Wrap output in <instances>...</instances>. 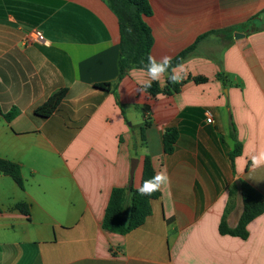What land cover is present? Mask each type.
Instances as JSON below:
<instances>
[{
  "label": "crops",
  "instance_id": "crops-1",
  "mask_svg": "<svg viewBox=\"0 0 264 264\" xmlns=\"http://www.w3.org/2000/svg\"><path fill=\"white\" fill-rule=\"evenodd\" d=\"M149 1L157 61L207 33L169 95L144 88V69L119 76L117 20L102 0H0V158L18 163L24 180L20 188L0 172V264H264V211L246 238L218 230L222 216L238 222L241 179L264 195V165H252L264 151V0ZM32 29L45 41H26ZM60 88L59 106L35 114ZM232 127L242 146L233 161ZM146 154L169 186L140 226L104 229L111 189L128 185L132 157L137 187ZM17 202L29 204L28 217Z\"/></svg>",
  "mask_w": 264,
  "mask_h": 264
},
{
  "label": "trees",
  "instance_id": "trees-1",
  "mask_svg": "<svg viewBox=\"0 0 264 264\" xmlns=\"http://www.w3.org/2000/svg\"><path fill=\"white\" fill-rule=\"evenodd\" d=\"M115 15L119 31V76L121 77L132 68L147 69L148 57L150 55L153 44V35L146 21V18L152 13V6L149 0H102ZM207 33L200 34L188 46L181 49L173 57L171 64L175 67L181 64L183 60L195 49L198 41L205 37ZM231 36V33L228 35ZM170 74V72H169ZM165 84L161 87L157 81H152L151 87L146 90L151 95L158 93L172 94L177 92L181 86L179 83H171L168 75ZM221 76V74H219ZM190 77V76H189ZM195 81L204 80L201 76L193 77ZM102 85L108 86L109 83ZM66 88H60L50 95L44 102L38 105L35 114L46 117L50 115L65 97ZM16 108H11L2 116L6 120H10L17 114ZM148 126V122L139 128L140 138L144 141V131ZM178 129L174 126L165 128L162 134V142L164 151L171 153L177 138ZM231 136L235 141L234 148L229 152V158L233 161L234 157L241 152V142L237 139L235 128L231 129ZM143 144H145L143 142ZM0 172L10 176L20 187H24V180L21 175L18 163L0 158ZM155 176L153 165L149 155H145L141 159V178L137 187L131 186L113 187L104 210L102 219V227L108 231L124 234L130 230L140 226L146 217L151 213V201L160 195V191L155 192L151 196L140 195L139 187L147 180H151ZM240 192L242 197L243 209L239 216L238 222L234 227H229L224 216H222L218 230L221 234H230L241 238L247 237V224L256 216L264 211V195L260 193L247 181L240 180ZM233 190H230V194ZM14 208L18 209L27 217L30 214L29 204L26 202H17Z\"/></svg>",
  "mask_w": 264,
  "mask_h": 264
},
{
  "label": "clouds",
  "instance_id": "clouds-1",
  "mask_svg": "<svg viewBox=\"0 0 264 264\" xmlns=\"http://www.w3.org/2000/svg\"><path fill=\"white\" fill-rule=\"evenodd\" d=\"M183 72V65H176L175 67L171 64L170 56H163L159 61L154 57H148V66L146 69V75L148 80L145 83L144 88H150L152 81H161L166 74L168 75V80L175 84L179 83L182 77L178 74V70ZM253 167H260L264 165V151H260L258 154L252 156ZM170 184V178L166 172L157 173L151 180H147L139 187L138 192L140 195L151 196L157 191L168 187Z\"/></svg>",
  "mask_w": 264,
  "mask_h": 264
},
{
  "label": "built area",
  "instance_id": "built-area-1",
  "mask_svg": "<svg viewBox=\"0 0 264 264\" xmlns=\"http://www.w3.org/2000/svg\"><path fill=\"white\" fill-rule=\"evenodd\" d=\"M40 41V42H44V36L42 34V32L39 29H32L27 37H26V41ZM206 122H212V114L210 112V110H206Z\"/></svg>",
  "mask_w": 264,
  "mask_h": 264
},
{
  "label": "water",
  "instance_id": "water-1",
  "mask_svg": "<svg viewBox=\"0 0 264 264\" xmlns=\"http://www.w3.org/2000/svg\"><path fill=\"white\" fill-rule=\"evenodd\" d=\"M239 35L238 32L234 33V38H236ZM243 35V34H242ZM138 163V158L136 157H132L130 160V168H129V182H128V186H131L132 182H133V175H134V171L135 168L137 166Z\"/></svg>",
  "mask_w": 264,
  "mask_h": 264
}]
</instances>
